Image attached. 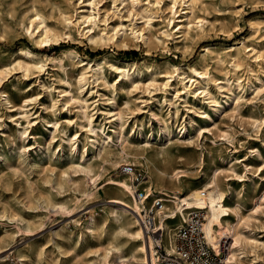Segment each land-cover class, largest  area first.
Instances as JSON below:
<instances>
[{"label": "rangeland", "instance_id": "rangeland-1", "mask_svg": "<svg viewBox=\"0 0 264 264\" xmlns=\"http://www.w3.org/2000/svg\"><path fill=\"white\" fill-rule=\"evenodd\" d=\"M172 1L139 0L134 6L131 0H0V264H119L117 254L107 263L98 257L114 223L110 212L131 213L114 201L107 178L132 167L131 182L144 190L146 177L154 179V167L149 170L141 157L115 166L105 163L96 188L92 176L80 169L93 157L97 134L92 130L102 138L112 136L111 146L117 148L113 129L122 122L134 148L147 149L154 165L176 174L183 193L215 175L230 203L240 196L250 216L244 235L264 243V0H195L203 30L195 28L190 36L163 45L160 32ZM186 4L178 1L175 23L185 15ZM36 11L46 24L68 34L64 14L72 20L97 16L98 30L119 29L118 41L124 32L132 37V28H146L151 47L141 39L130 47L93 46L74 29L59 45L39 48L24 27ZM252 19H259L254 29ZM242 46L240 66L234 67L229 53ZM22 47L37 53V59L44 57V67L26 71L32 62ZM72 49L88 64L63 69L58 59L49 60L64 57L67 64L63 52ZM97 65L101 75L96 80ZM116 67L129 68V76L122 77ZM193 68L208 71V83ZM205 87L220 108L201 93ZM68 90L81 103L69 100ZM82 104L92 124L80 117ZM109 112L121 113L123 121ZM166 126L170 134L163 132ZM85 148L87 160L80 164ZM62 171H67L65 178L59 177ZM42 198L55 206H44ZM91 215L98 227L104 226L101 237L87 228ZM246 248L248 256L239 264H264L261 246Z\"/></svg>", "mask_w": 264, "mask_h": 264}, {"label": "bare ground", "instance_id": "bare-ground-1", "mask_svg": "<svg viewBox=\"0 0 264 264\" xmlns=\"http://www.w3.org/2000/svg\"><path fill=\"white\" fill-rule=\"evenodd\" d=\"M178 1L179 0H173V4L167 7L169 15L171 16L167 17L165 29L160 32L161 35H163L164 40L159 41V43L163 45H166L167 41L171 39L186 38L190 36L195 28L203 30L204 20L196 15L197 8L195 0H181L183 3L187 2L185 15L180 17L181 19H179V23H175L176 14L178 12L175 8ZM131 2L134 6L139 4V0H131ZM161 2L162 0H155L154 5H159ZM62 16L64 28L69 30V34L65 32L63 33L57 28L46 24L45 18L38 11L34 12L33 15L28 18V22L24 27L29 34V38L36 47L43 48L44 45L49 43L59 45V41L64 36L70 38L72 31L75 29L79 32V35L88 39L93 46H103L112 43L114 45L121 44L125 47H130L134 41L141 39L150 50L151 38L149 36L146 37V28L137 30L132 28L130 33L132 37L124 32L125 35L122 37L121 41H118L117 37L119 29L113 27L111 32L107 31L106 28H104V30H98L99 25L97 16H94L93 14L79 15L78 18L74 20H72V17L67 14ZM149 16V20L155 18L151 12ZM252 20L250 21V28L254 29V27L258 25L259 19ZM147 24L149 25L147 27L150 29L151 25L149 23ZM245 50L246 47L243 46L231 49L229 55L234 61V67L240 66L242 54ZM207 51H209V49H207ZM20 52L32 62L27 63L25 66L26 71H29L30 66L36 69L44 67V57L37 59L39 55L27 47H22ZM63 54L69 58L67 64L62 60L64 57L49 58V60L53 61L58 59L63 69H65L66 66L74 67L76 63L80 62L82 66L88 64L85 60L81 59L79 54L73 49L63 52ZM76 60L78 62H75ZM134 65L135 63L130 64L131 67ZM151 67L145 69L150 70ZM100 69V66L95 69L96 80L100 77L99 75H101L98 74ZM115 69L117 72L122 73V77L129 76V68L116 67ZM192 71L202 78L203 81L208 83V71L199 72L194 68ZM0 74H2V72ZM263 90L264 89H262V91ZM65 92V96H69V100L81 103L79 99H75L72 90ZM201 93L204 94L208 100L210 99V102H212L215 107L220 108L222 106V103L217 101L206 87ZM6 99L8 100V98ZM111 100L113 103L114 99ZM227 102L228 101L226 100L225 103ZM79 113L81 114V118L86 119L92 124L91 118L84 104L81 105ZM110 113L112 112H109V114ZM112 116L121 122L123 121L122 115L119 112L112 113ZM164 123L166 124L165 121ZM124 124L125 123L122 122L118 127L113 129L119 139L117 148L114 147L115 149L111 146L112 143H115L112 136L108 135L106 138H102L99 136L97 130H92V132L97 134V137L91 144L93 147V157L90 158L85 166H82L80 171L92 176L91 179L94 181L93 186L96 188L97 179L103 175L105 170L103 166L105 163L115 166L119 162L136 161L141 157L149 170H151V164L153 165L154 171L151 170V177L154 176V179L146 177L147 180L143 183V188L146 190V196L138 198L135 193V191L138 190V185L131 182L132 174L125 172L126 174L122 176L107 178L109 183L106 187L114 189L117 196L114 201L123 204V206L130 209L131 213L127 216L123 213H118L117 211L110 212L111 215H114V223L110 230L106 247L103 249L102 254H98V257L102 262L107 263L111 255L117 254L118 259L120 260L119 264H158L157 245L167 252H172L177 235L176 231H178V229L183 226L184 222L188 220L189 214L198 211L202 212L205 217L202 227L210 244L215 248H218L224 239L230 241L231 247L225 264H239L248 256V250L246 248L248 245H255L256 247L261 246L262 249H264V243H259L258 240L247 237L243 233L244 229L248 228L250 216L244 213L245 204L241 202L240 196L236 197L233 203H230L228 200L229 192L223 190L224 188H221L219 180L215 175L210 177L207 183H204L199 187H188L187 191L183 193L182 187L174 180L176 174H169L161 167L154 165L151 154H145L147 149L142 148L143 151H138L136 150L137 148H134V145L130 143L127 135L123 134ZM162 130L165 134H170L169 127L166 126L165 129ZM101 131L105 134L103 129ZM87 152L88 149L85 148L81 156L80 164L87 160ZM101 167L102 169L100 170ZM66 174L67 171H62L59 177L65 178L63 175ZM164 177H168L169 182H166ZM169 185H171V188ZM163 190H170L171 193L163 192ZM157 191L160 192V194H155ZM42 202L44 203V206H55V204H53L48 198H42ZM2 217L10 219V216L5 213H3ZM87 228L91 231L93 237H101V234L105 232L103 225L99 227L96 225L93 215H91L88 220ZM151 235L157 237L152 238ZM123 236H126L127 238L122 239ZM125 248H127L126 253L124 251Z\"/></svg>", "mask_w": 264, "mask_h": 264}, {"label": "built area", "instance_id": "built-area-1", "mask_svg": "<svg viewBox=\"0 0 264 264\" xmlns=\"http://www.w3.org/2000/svg\"><path fill=\"white\" fill-rule=\"evenodd\" d=\"M126 173L135 175L132 167L125 169ZM139 181L143 178L140 173L135 176ZM138 198L146 196V190H136ZM158 205V202H157ZM205 217L202 212H192L176 235L172 252L163 250L157 245L158 264H225L230 251V241L224 239L218 248L210 244L203 231Z\"/></svg>", "mask_w": 264, "mask_h": 264}]
</instances>
